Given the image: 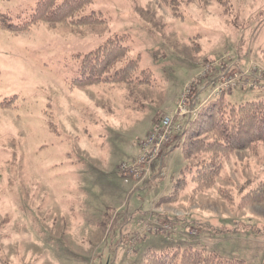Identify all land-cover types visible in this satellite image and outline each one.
Returning <instances> with one entry per match:
<instances>
[{
    "label": "rangeland",
    "instance_id": "obj_1",
    "mask_svg": "<svg viewBox=\"0 0 264 264\" xmlns=\"http://www.w3.org/2000/svg\"><path fill=\"white\" fill-rule=\"evenodd\" d=\"M38 1L0 0V264H151L162 248L264 264V146L208 186L181 174V134L137 159L188 82L190 118L225 78L232 104L264 97V0H89L91 23L57 24ZM119 33L147 79L69 88L76 56Z\"/></svg>",
    "mask_w": 264,
    "mask_h": 264
},
{
    "label": "trees",
    "instance_id": "obj_2",
    "mask_svg": "<svg viewBox=\"0 0 264 264\" xmlns=\"http://www.w3.org/2000/svg\"><path fill=\"white\" fill-rule=\"evenodd\" d=\"M88 1L40 0L32 16L49 24L66 22L69 17H74L73 22L76 23H91V14L78 16ZM166 2H178L176 4L179 5V0ZM176 4L167 5L173 14H177L173 11ZM128 40L126 33L115 34L82 55H77L78 67L76 75L67 83L69 88L142 84L147 79L149 69L138 68L139 55L128 57ZM178 134H181L178 143L187 161L181 174L189 173L193 183L198 185L200 180L208 186L219 176L227 155L264 146V97L237 105L222 98L221 94L212 97L202 105L195 117L185 122ZM174 185L177 183L174 182ZM253 196L264 199V180L256 185ZM171 197L163 196L160 201L169 202ZM192 250V253L183 256L177 250L162 248L152 252L149 261L151 264H242L237 258H224L202 248Z\"/></svg>",
    "mask_w": 264,
    "mask_h": 264
},
{
    "label": "built area",
    "instance_id": "obj_3",
    "mask_svg": "<svg viewBox=\"0 0 264 264\" xmlns=\"http://www.w3.org/2000/svg\"><path fill=\"white\" fill-rule=\"evenodd\" d=\"M189 83L190 82H188L184 86L183 91L180 93L175 111L173 113L170 112L162 115L158 125L155 126L154 131L148 135L146 140H141L140 150L142 149V151L145 152L142 156L137 158L138 162H148L152 158L160 156L162 148L166 144H169L173 139V134L182 129L181 121L183 120V117H189L193 113L192 109L189 107L190 100L193 98V93L192 95L190 94ZM234 85L235 82L232 80V78H225L223 79V82L215 89V93H219L225 89H229ZM176 114L183 117H177Z\"/></svg>",
    "mask_w": 264,
    "mask_h": 264
},
{
    "label": "crops",
    "instance_id": "obj_4",
    "mask_svg": "<svg viewBox=\"0 0 264 264\" xmlns=\"http://www.w3.org/2000/svg\"><path fill=\"white\" fill-rule=\"evenodd\" d=\"M218 76H219V75H218ZM218 76H217V77H218ZM216 79H217V78H215L214 80H211V83H214L215 81H217ZM210 93H211V92H210ZM210 93H209L208 95H210ZM172 144H173V143H171L168 147H170ZM168 147L165 146L164 148L166 149V148H168ZM165 149H163V150H165ZM163 152H164V151H163ZM163 156H164V154L162 153V154H161V157L163 158ZM160 160H161V159H160Z\"/></svg>",
    "mask_w": 264,
    "mask_h": 264
}]
</instances>
